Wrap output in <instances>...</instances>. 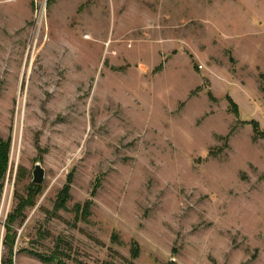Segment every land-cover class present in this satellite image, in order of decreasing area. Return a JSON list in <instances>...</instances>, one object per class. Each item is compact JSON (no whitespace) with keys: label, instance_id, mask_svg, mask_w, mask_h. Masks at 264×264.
Here are the masks:
<instances>
[{"label":"rangeland","instance_id":"obj_1","mask_svg":"<svg viewBox=\"0 0 264 264\" xmlns=\"http://www.w3.org/2000/svg\"><path fill=\"white\" fill-rule=\"evenodd\" d=\"M263 88L264 0H0V264H264Z\"/></svg>","mask_w":264,"mask_h":264},{"label":"trees","instance_id":"obj_2","mask_svg":"<svg viewBox=\"0 0 264 264\" xmlns=\"http://www.w3.org/2000/svg\"><path fill=\"white\" fill-rule=\"evenodd\" d=\"M263 92H264V88H263ZM258 128L254 127L256 132L258 131ZM8 155H9V146L0 140V181L3 179L5 172L7 170L8 160H9ZM34 193H35V190L31 188V191L29 192V196L23 202L21 207H25L28 203L31 204V202H33L31 197H32V194ZM21 214H22V209L18 210L17 212L15 211L11 215L8 216L11 224H7L5 226L6 230H5V237L3 240L5 252L2 256L1 264H14L13 263V253H14V244H15V233L13 232V228L11 227V225L12 223H14L16 219H19V217H21ZM35 256L41 262L45 264H64L60 259L52 255L51 256L35 255ZM134 257H136V255Z\"/></svg>","mask_w":264,"mask_h":264},{"label":"water","instance_id":"obj_3","mask_svg":"<svg viewBox=\"0 0 264 264\" xmlns=\"http://www.w3.org/2000/svg\"><path fill=\"white\" fill-rule=\"evenodd\" d=\"M45 179V170L42 168L40 163L35 165V169L33 171V180L32 182L37 185L43 184ZM174 261V260H172Z\"/></svg>","mask_w":264,"mask_h":264}]
</instances>
